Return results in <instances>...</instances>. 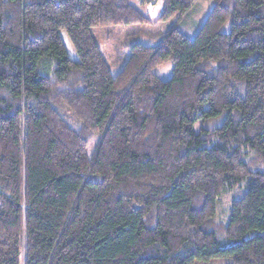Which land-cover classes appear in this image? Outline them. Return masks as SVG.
I'll return each instance as SVG.
<instances>
[{
  "label": "trees",
  "instance_id": "trees-1",
  "mask_svg": "<svg viewBox=\"0 0 264 264\" xmlns=\"http://www.w3.org/2000/svg\"><path fill=\"white\" fill-rule=\"evenodd\" d=\"M212 1L112 75L91 29L195 0H0V264H264V0Z\"/></svg>",
  "mask_w": 264,
  "mask_h": 264
},
{
  "label": "rangeland",
  "instance_id": "rangeland-1",
  "mask_svg": "<svg viewBox=\"0 0 264 264\" xmlns=\"http://www.w3.org/2000/svg\"><path fill=\"white\" fill-rule=\"evenodd\" d=\"M139 5L138 0H132ZM214 6L212 0H195L192 8L184 15H176L168 21H156L159 16V8L150 7L148 4L142 6L145 15H150L149 24H131L126 26H108L91 29V34L97 44L104 60L106 61L112 75H116L124 66L130 55V49L135 44L153 45L158 43L161 34L166 33L173 27L183 31L189 38L195 37L200 27L206 20ZM231 21L229 20L222 28V33L229 31ZM63 44L68 55L77 60L76 53L70 40L64 32L60 33ZM153 73L162 80H170L173 73V63L166 62L153 70ZM97 143V137L88 145L87 154L90 156ZM245 182L235 188L225 187L217 200V207L213 224L215 227L225 226L228 220L231 202L244 190ZM193 264H232L228 259H212L207 262L195 261Z\"/></svg>",
  "mask_w": 264,
  "mask_h": 264
}]
</instances>
